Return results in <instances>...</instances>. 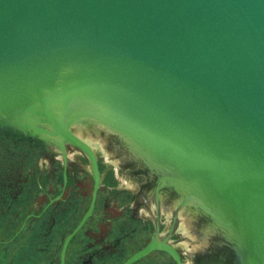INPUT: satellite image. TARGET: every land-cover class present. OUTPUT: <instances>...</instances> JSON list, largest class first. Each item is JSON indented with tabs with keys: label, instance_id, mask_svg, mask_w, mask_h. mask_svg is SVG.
Here are the masks:
<instances>
[{
	"label": "water",
	"instance_id": "water-1",
	"mask_svg": "<svg viewBox=\"0 0 264 264\" xmlns=\"http://www.w3.org/2000/svg\"><path fill=\"white\" fill-rule=\"evenodd\" d=\"M3 128L96 182L100 141L209 264H264V0H0Z\"/></svg>",
	"mask_w": 264,
	"mask_h": 264
},
{
	"label": "flooded vegetation",
	"instance_id": "flooded-vegetation-1",
	"mask_svg": "<svg viewBox=\"0 0 264 264\" xmlns=\"http://www.w3.org/2000/svg\"><path fill=\"white\" fill-rule=\"evenodd\" d=\"M90 146L98 182L76 148L0 130V264H209L192 222Z\"/></svg>",
	"mask_w": 264,
	"mask_h": 264
},
{
	"label": "bare ground",
	"instance_id": "bare-ground-1",
	"mask_svg": "<svg viewBox=\"0 0 264 264\" xmlns=\"http://www.w3.org/2000/svg\"><path fill=\"white\" fill-rule=\"evenodd\" d=\"M119 171V170H118Z\"/></svg>",
	"mask_w": 264,
	"mask_h": 264
}]
</instances>
